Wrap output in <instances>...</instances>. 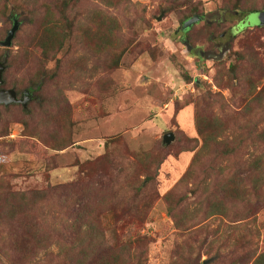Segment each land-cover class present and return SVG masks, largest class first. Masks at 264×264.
I'll return each mask as SVG.
<instances>
[{"label":"rangeland","instance_id":"1","mask_svg":"<svg viewBox=\"0 0 264 264\" xmlns=\"http://www.w3.org/2000/svg\"><path fill=\"white\" fill-rule=\"evenodd\" d=\"M243 7L264 0H0V40L19 23L0 46L1 87L32 89L25 108L0 104V264H90L106 246L121 264H251L264 251V26ZM193 10L202 18L183 29ZM48 11L63 40L44 55ZM97 13L118 22L101 51L85 42ZM196 121L216 128L205 147ZM228 175L229 213L209 215ZM34 190L49 195L26 263L29 221L11 219L7 195ZM82 202L95 208V253L71 229Z\"/></svg>","mask_w":264,"mask_h":264},{"label":"trees","instance_id":"2","mask_svg":"<svg viewBox=\"0 0 264 264\" xmlns=\"http://www.w3.org/2000/svg\"><path fill=\"white\" fill-rule=\"evenodd\" d=\"M65 3V6L67 7V3ZM234 8V7H233ZM235 8H239V6H235ZM234 8V9H235ZM248 8V9H246ZM237 10V9H236ZM243 10L246 13H255L258 12L255 10L253 7H243ZM196 13L195 10H193V15ZM192 14H188L185 17V20L193 16ZM199 15V14H198ZM200 16V15H199ZM48 17H53L54 15L52 14L51 11L46 12L45 16L43 17L44 19H48ZM95 17H98V19H94ZM93 19L95 21V28L92 32H90L89 27L84 28L86 37L87 39L85 42L87 44H90L93 48L96 50H103L107 45L112 43L113 41V33L114 31L118 28V22L109 16L103 15L101 13H97L95 16H93ZM184 20V21H185ZM48 24H44L41 26V29L39 31V34L36 35V42L37 46L40 47L44 55L48 54L51 50H57L60 49L62 46V40H63V28H61L60 23L56 22L55 20H47ZM261 27L259 25H254ZM115 35V34H114ZM115 54L119 53L118 51L114 52ZM37 77V76H36ZM36 84V82H34ZM37 89L40 87L41 83L36 84ZM30 92H32L31 88H28ZM27 106V105H26ZM25 108V107H23ZM202 122V121H200ZM200 122L196 121V129L197 132L202 135L203 137V146L205 147L208 143L209 140L212 139V137L215 134L216 128L209 126H201ZM261 134L257 135L261 137V135L264 134V128L261 129L260 131ZM264 139V136L262 137ZM245 144L243 143L242 139L238 143L234 144L228 151H226L227 155H231L235 153L236 148H242L244 147ZM105 147L107 148V142L105 144ZM199 151L194 154L190 166L184 173V176L182 177V181L184 179H188L193 171H194V166L195 163L197 162V158L199 156ZM262 166L260 164H256L253 167V170H257L261 168ZM263 168V167H262ZM261 168V169H262ZM236 173V172H235ZM237 175V174H236ZM234 177L235 175H228L227 179L224 180V185L219 188L218 186H215L221 197L216 198L215 202H209L207 205L208 209V214L212 215L215 214L216 212L220 211L223 213V215H227L229 213V207H227L225 204H223L221 201H223L227 197L233 198L232 192L233 190H237V188H233V182H234ZM238 177V175H237ZM241 182L242 179L238 178ZM228 185L230 188H228ZM255 187H257V184L255 183ZM255 189V188H254ZM256 190V189H255ZM173 193L168 192L165 197L166 199L169 198ZM48 190H34L30 192H13L9 193L7 195V202L9 203V211H10V217L18 219L20 216H24L25 218H28V221L26 223V227H24L25 234L22 236V240L24 242L23 245L29 246L28 247H19L17 248V252H19V256L21 257L23 262L28 263V260L33 257V253L31 252V242L36 241L41 242L43 240V237H39V233L35 229L37 227V223L35 221L36 217H39L41 215V212L38 214L37 211L40 209L42 206L41 203L43 204L44 201L47 200L48 198ZM88 202H82L79 203V208L76 209V218L72 224H71V229L75 232L76 236L81 238L79 242L83 244L85 241L87 248H90V252L95 253V251H98L101 247L99 246V241L95 243V237L97 236L98 232H95V230H98L96 227V224H94V218L93 220L88 219V215L91 216L95 212V208L92 207V205ZM83 210V211H81ZM245 216L239 215L237 216V220H242L244 219ZM230 222H234L235 220H229ZM248 232H250L248 230ZM228 232H222V237L226 239V242L231 238ZM39 238V239H38ZM15 243H18V239H16ZM229 244V241H228ZM95 245H98L99 247L95 248ZM105 250L101 252L95 260H92L90 264H121L124 262V260L121 259L120 254L116 252L115 247L111 246H106ZM29 249H30V254H29ZM97 249V250H96ZM106 255L110 256V259L106 258ZM85 256V255H84ZM87 257V256H86ZM120 257V259H119ZM31 263V260H30ZM239 264H244L242 262H239ZM245 264L246 261H245ZM251 264H264V251L258 253L255 255V257L252 259Z\"/></svg>","mask_w":264,"mask_h":264},{"label":"water","instance_id":"3","mask_svg":"<svg viewBox=\"0 0 264 264\" xmlns=\"http://www.w3.org/2000/svg\"><path fill=\"white\" fill-rule=\"evenodd\" d=\"M255 13H259L258 21L255 25L264 26V11H258ZM160 19V18H158ZM200 20V16L198 14H194L187 20L183 22L182 28L186 29L191 24L196 23ZM19 28V23L14 20L12 26L7 30L6 35L2 40H0V46L2 47H9L12 44L13 38L15 37L16 31ZM5 70V61H0V104L2 105H9L12 103H20L22 107H26L28 101L31 99V92L28 89H24L21 92V96L18 97L17 92L13 88H2L1 86L4 83L3 80V72ZM174 140V133L167 132L163 135L162 142L166 145L170 144ZM205 264V262H203Z\"/></svg>","mask_w":264,"mask_h":264},{"label":"flooded vegetation","instance_id":"4","mask_svg":"<svg viewBox=\"0 0 264 264\" xmlns=\"http://www.w3.org/2000/svg\"><path fill=\"white\" fill-rule=\"evenodd\" d=\"M202 17L200 16V19H201ZM11 19L14 21L15 20V16H12L11 17ZM186 44V46H187V48H189L190 50L192 49V46L191 45H189V44H187V43H185ZM201 53H203V51L202 50H198L197 52H196V54H201ZM211 54V57H213V58H217V57H219V55H217V54H214V53H210ZM20 96H21V94H20Z\"/></svg>","mask_w":264,"mask_h":264}]
</instances>
